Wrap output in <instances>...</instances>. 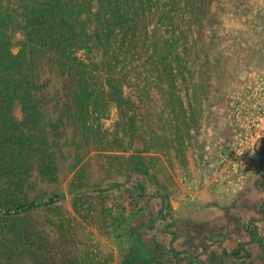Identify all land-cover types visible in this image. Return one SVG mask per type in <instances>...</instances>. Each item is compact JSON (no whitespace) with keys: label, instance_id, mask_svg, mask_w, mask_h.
<instances>
[{"label":"rangeland","instance_id":"obj_1","mask_svg":"<svg viewBox=\"0 0 264 264\" xmlns=\"http://www.w3.org/2000/svg\"><path fill=\"white\" fill-rule=\"evenodd\" d=\"M209 2L222 12L213 22L207 15L192 22L183 50L189 78L185 88L175 85L190 99L168 100L160 84L148 83L139 104L143 143L134 149L110 143L117 109H100L104 118L82 130L75 81L48 64L38 68V108L13 112L19 144L28 149L17 167L0 162V201L63 198L22 217H0V257L10 251L12 264H30L37 253L44 264H264V144L239 182L215 186L210 166L229 153L225 144L236 134L230 97L264 78V35L254 31L264 22V0H248L252 13L242 17L230 15L233 0ZM185 110L195 113L191 126ZM132 155H140L146 174ZM111 183L119 184L78 192ZM238 246L247 258H233Z\"/></svg>","mask_w":264,"mask_h":264},{"label":"trees","instance_id":"obj_2","mask_svg":"<svg viewBox=\"0 0 264 264\" xmlns=\"http://www.w3.org/2000/svg\"><path fill=\"white\" fill-rule=\"evenodd\" d=\"M210 3L209 0H0V162L17 167L23 161L28 147L19 144L23 132L13 112L18 105L23 113L38 108L34 77L38 68L46 64L75 81L71 97L82 130H87V121L94 128L96 118H104L99 110L111 106L117 109L120 119L114 123L110 143L122 146L121 150L134 149L136 141L141 145L139 104L145 91L148 93V83L160 84L168 100L181 104V99H190L183 89L175 93V85L185 88L189 78L183 50L187 35L194 28L192 22L203 15L210 17L207 22H213L218 10L222 12V5L209 9ZM251 13L248 0H233L230 4L232 16ZM254 31L264 35V22L255 26ZM16 83L24 84V90ZM17 94H21L20 99ZM191 114L195 113L185 110L187 126L195 121ZM101 133H96L100 140ZM130 160L136 171L146 174L140 155H132ZM118 184L78 192H105ZM136 188L141 194L145 192L140 184ZM62 198L0 201V217H22ZM8 252L0 257V264L14 262ZM36 255L30 264L47 261L45 255ZM232 256L240 260L247 258V253L238 246Z\"/></svg>","mask_w":264,"mask_h":264},{"label":"built area","instance_id":"obj_3","mask_svg":"<svg viewBox=\"0 0 264 264\" xmlns=\"http://www.w3.org/2000/svg\"><path fill=\"white\" fill-rule=\"evenodd\" d=\"M250 85L245 93L231 96L232 140L225 144L228 154H219L210 165L216 177L212 182L222 186L244 178L259 162L258 146L264 144V78ZM229 185V184H228Z\"/></svg>","mask_w":264,"mask_h":264},{"label":"water","instance_id":"obj_4","mask_svg":"<svg viewBox=\"0 0 264 264\" xmlns=\"http://www.w3.org/2000/svg\"><path fill=\"white\" fill-rule=\"evenodd\" d=\"M258 156H259V161H260L261 155L258 154ZM176 236H177V235H176ZM202 243H204V242H200V244H202ZM241 246H242V245H241Z\"/></svg>","mask_w":264,"mask_h":264}]
</instances>
